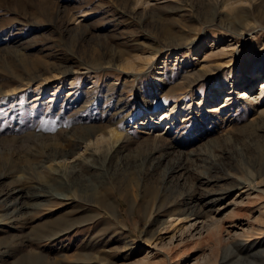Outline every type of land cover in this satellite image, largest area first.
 Segmentation results:
<instances>
[{"label":"rangeland","instance_id":"rangeland-1","mask_svg":"<svg viewBox=\"0 0 264 264\" xmlns=\"http://www.w3.org/2000/svg\"><path fill=\"white\" fill-rule=\"evenodd\" d=\"M263 79L264 0H0V192L54 183L32 224L101 212L51 240L1 230L0 257L20 239L63 264H264ZM91 127L118 144L87 145ZM73 149L68 181L101 182L118 208L62 196L43 164ZM14 193L0 217L19 212Z\"/></svg>","mask_w":264,"mask_h":264},{"label":"bare ground","instance_id":"bare-ground-1","mask_svg":"<svg viewBox=\"0 0 264 264\" xmlns=\"http://www.w3.org/2000/svg\"><path fill=\"white\" fill-rule=\"evenodd\" d=\"M253 77L257 78L256 76H253ZM249 79L252 80L251 78H249ZM262 82H263L262 83V89H264V79L262 80ZM242 97H244V96L242 95ZM254 99L253 100L246 99V101L253 102V101H255ZM201 101H200V103H201ZM217 104H213L212 106L210 105L211 106L210 109H215L217 107ZM173 109L174 108L171 107V108H168V109L162 111L160 113V114H162L161 117L162 118H164L165 116L167 117L168 115L171 114ZM142 120H144V119H142ZM107 133H108V136H106L104 133H98V130L91 127L89 130H86L84 134H82V139L86 140L87 145H88L90 143H97L98 141H102V140L104 141L105 139H107V137H109L112 139L114 138V140L110 143L111 146H113L114 144L117 145L119 140H120L119 132L116 131L115 129H109V130H107ZM111 146H110V149H111ZM108 152H110V151H108ZM76 153L77 152L75 149H73V150H61V151L52 153V158H50L51 162H49L48 164H43V166L51 167V166H53V164L56 166L59 165L58 166L59 169L54 167L53 171L56 170L54 172H57V173L59 171V173L61 175L64 174V177L67 178V174L69 175L68 172L72 171L73 167H75V164H76L74 162L75 159H72V160H70V159L72 157H74V155ZM110 155L111 154L107 153L106 155H104V157H105L104 159L109 158ZM52 161L55 163H53ZM65 174H66V176H65ZM55 177L59 179V177H57L56 175H55ZM68 180L69 179L67 178L66 182H68V185L66 187V191L61 192V193H62V196H64L66 199L70 200L69 203H71V205H72V203L76 204L77 202H79L81 200L84 201V199H86V200H90L93 204H95L99 208H104L105 205H110V204L115 205L114 206L115 208L119 207L116 198L112 194V191L108 187L104 186V184H101V182H100V184L99 183H97V184L92 183L93 185L89 186L82 179L81 183L85 184V187L87 185L88 186L86 188H83V187L79 188L78 187L79 185L77 186L74 183H72L71 181L69 182ZM53 186H55L54 183H52L50 185L47 184V186L45 183L44 186H42L36 190L30 191V192L25 191V194L21 188H17L15 186L8 188V190H6L5 192L4 191L0 192V195L1 194H10L11 192H15L14 195H16L17 197L14 198V200H12L11 204H15V205L18 204V209H16V210H19V212H17L14 215H7V218H5L4 216L0 217V231L2 230V232H4L6 237H8V236H13V237L19 236L20 237V235L34 234L37 237V240L38 239L51 240L54 238L55 235L61 233L65 229L71 227L76 221H81V220L85 221L88 219H93L96 216L101 214V212L98 208L93 209L90 205L82 206L81 204L77 203L78 207L81 208L80 209V208L76 207L79 209L78 211H73L71 209L69 211L60 213L55 217H53V216L49 217V215H48L46 218L44 217V218H41L40 220L38 219L39 221H35L34 224H32L31 223L32 220L33 221L35 220L36 214L38 213L37 209L41 208V209L45 210L46 208H48L49 202L46 200L49 199L48 194L51 193ZM22 188H24V187H22ZM28 194H29V199L27 198ZM38 197H43V199H40V200L36 199ZM45 204H47V205H45ZM73 207H75V206H73ZM261 207L262 206L260 205V208ZM262 208H261V211L263 212L264 209H262ZM80 212H81V214L80 215L78 214V216H76L77 213H80ZM13 213H14V211H13ZM38 217H40V216H38ZM79 217H80V219H79ZM210 222H213V223H210ZM210 224L212 225V228H216V226H217V224H215L214 220H212V218L209 217V220L207 221V226L210 227L211 226ZM10 226L14 227V228H18L21 233L20 234H11L10 229H8V228H10ZM95 227L91 226L90 227L91 229L87 232L88 235L86 234L87 237L85 238L83 244L81 245L82 250L83 249L89 250L90 246L94 247V243L92 244V242L94 241V239L97 236V231H96ZM260 229H261V227H260ZM263 230H264V227L262 229V232L264 233ZM259 231H261V230H259ZM0 238L2 239L1 236H0ZM15 239H17V238H15ZM19 241H20V244H17V246H14V250L11 252L9 251L8 256L0 257V264L2 262H5V264L6 263L12 264L13 262H16L15 260H17V259L18 260L20 259L22 261V263L25 262V264H39L40 262H41L40 264H63L64 263V260H63L64 258L63 259L60 258L61 256L54 257V260L49 259L48 252H46V246H47L46 242L45 243L42 242V244H38L35 248H33V247H30L27 243H23L22 240L19 239ZM63 248L64 247L62 245V247L60 249H58L56 253L61 254V250ZM84 251H86V250H84ZM2 252L4 253V251H2ZM81 254H86V252L79 253V255H81ZM88 255H89V260L91 259L90 261L97 260V262H99L100 260H102V257L100 255H95V254H88ZM39 259L41 261L39 263H37ZM146 260H147V256H144L141 260H138V261H135V262H132L129 264H140L141 262L143 263ZM195 263H196V261L192 262L191 264H195ZM204 263H202V264H204ZM17 264H19V263H17ZM100 264H108V263L101 261Z\"/></svg>","mask_w":264,"mask_h":264}]
</instances>
